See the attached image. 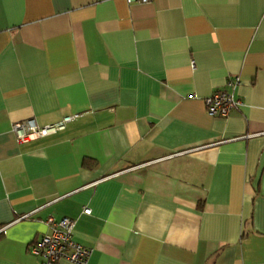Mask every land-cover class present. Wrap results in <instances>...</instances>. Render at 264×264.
<instances>
[{"label":"crops","instance_id":"1","mask_svg":"<svg viewBox=\"0 0 264 264\" xmlns=\"http://www.w3.org/2000/svg\"><path fill=\"white\" fill-rule=\"evenodd\" d=\"M47 217L87 264H264V0H0V264Z\"/></svg>","mask_w":264,"mask_h":264},{"label":"built area","instance_id":"2","mask_svg":"<svg viewBox=\"0 0 264 264\" xmlns=\"http://www.w3.org/2000/svg\"><path fill=\"white\" fill-rule=\"evenodd\" d=\"M151 0H135L137 3H148ZM238 79L230 82L235 87ZM207 114L211 117H225L227 114L241 106V101L235 96L234 89L213 94L204 101ZM79 115L73 114L63 117L60 121L40 126L33 118L15 122L11 131L18 142H27L47 138L63 131L67 124ZM83 214H90L89 208H83ZM47 232L34 240L28 252L43 259V264H58L61 260L72 264H87L92 250L82 246L73 239L74 220L69 218L55 219L47 217L44 221ZM1 233V230H0Z\"/></svg>","mask_w":264,"mask_h":264},{"label":"trees","instance_id":"3","mask_svg":"<svg viewBox=\"0 0 264 264\" xmlns=\"http://www.w3.org/2000/svg\"><path fill=\"white\" fill-rule=\"evenodd\" d=\"M90 165L92 166L93 163L92 162H88V161H84V166H88L90 167ZM1 234V233H0Z\"/></svg>","mask_w":264,"mask_h":264}]
</instances>
